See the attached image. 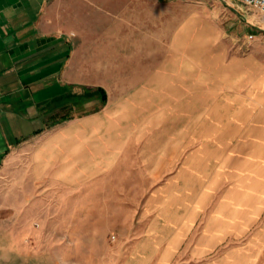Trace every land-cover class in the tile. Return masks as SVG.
<instances>
[{
	"label": "rangeland",
	"instance_id": "1",
	"mask_svg": "<svg viewBox=\"0 0 264 264\" xmlns=\"http://www.w3.org/2000/svg\"><path fill=\"white\" fill-rule=\"evenodd\" d=\"M243 14L233 0L49 2L45 22L76 40L75 78L107 87L116 99L152 98L156 108L167 110L169 142L155 135L154 169L145 177L152 178L151 186H55L35 177L27 158L11 160L6 170L0 165V264H145L146 254L153 264L167 255L170 264L208 262L209 255L193 260L183 253L201 234L208 204L182 249L173 247L176 255L164 254L172 240L157 236L164 230L163 215L177 213L176 186L184 183V176L179 185L177 179L180 114H193L194 104H201L202 132H218L208 116L216 76L233 81L264 71V22L252 10ZM187 123L192 131L193 121ZM231 126L222 130L233 135ZM204 140L202 154L213 164L201 160L209 179L226 161L214 146L225 150L227 143ZM166 145L167 156L161 150ZM196 145L187 139L186 156ZM231 145L242 150L241 142ZM185 177V186H193L192 175ZM257 264H264V254Z\"/></svg>",
	"mask_w": 264,
	"mask_h": 264
},
{
	"label": "crops",
	"instance_id": "2",
	"mask_svg": "<svg viewBox=\"0 0 264 264\" xmlns=\"http://www.w3.org/2000/svg\"><path fill=\"white\" fill-rule=\"evenodd\" d=\"M50 1L0 0V165L6 170L11 160L27 158L34 176L55 186H151L145 177L154 169L155 135L169 142L167 110L152 98L116 99L103 85L77 80L76 40L45 22ZM219 79L209 87L215 102L208 115L218 132H202L205 115L196 101L195 113L187 116L184 109L179 116L177 179L179 185L184 176V183L176 186L177 213L163 215L157 237L171 239L164 254L176 255L208 204L201 234L183 253L209 259L188 264H257L264 254V71ZM228 124L233 135L222 130ZM203 137L205 144L227 143L225 150L214 146L226 161L209 179L201 160L213 164L202 154ZM187 139L199 143L188 156ZM234 142L242 150L230 146ZM167 149L161 148L166 156ZM187 173L193 186H185ZM175 244H181L176 252ZM147 255L145 264H153ZM167 259L159 264H170Z\"/></svg>",
	"mask_w": 264,
	"mask_h": 264
},
{
	"label": "built area",
	"instance_id": "3",
	"mask_svg": "<svg viewBox=\"0 0 264 264\" xmlns=\"http://www.w3.org/2000/svg\"><path fill=\"white\" fill-rule=\"evenodd\" d=\"M241 5L244 11L252 10L264 22V0H233Z\"/></svg>",
	"mask_w": 264,
	"mask_h": 264
},
{
	"label": "water",
	"instance_id": "4",
	"mask_svg": "<svg viewBox=\"0 0 264 264\" xmlns=\"http://www.w3.org/2000/svg\"><path fill=\"white\" fill-rule=\"evenodd\" d=\"M235 3L237 4L238 9L240 10V14H241L243 17H245L244 14H243V9H242L241 5H240L239 3H237V2H235Z\"/></svg>",
	"mask_w": 264,
	"mask_h": 264
}]
</instances>
